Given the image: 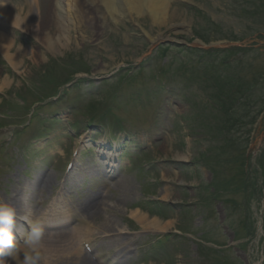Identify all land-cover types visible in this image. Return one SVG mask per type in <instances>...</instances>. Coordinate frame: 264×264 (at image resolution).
<instances>
[{"label":"rangeland","instance_id":"obj_1","mask_svg":"<svg viewBox=\"0 0 264 264\" xmlns=\"http://www.w3.org/2000/svg\"><path fill=\"white\" fill-rule=\"evenodd\" d=\"M223 3H226V1L224 0L176 1L171 3L170 5L171 8L170 13L175 16L171 19V23H169V25L156 24L148 15L145 14L134 15L132 19L126 18L118 25H114L112 22H107V24H105V27L102 30L105 31L107 29L105 33H103L102 31L97 32L98 28L94 26L90 20H86L85 22H82L81 25L79 24L76 27V29L74 28V26L70 28L69 44L65 40H62L61 42L64 44V46L62 48H58L59 50L58 52L57 51L54 52L53 50L45 51V49L41 50V48L38 47L36 39L32 36V34L34 35L35 32H37V30L32 29L35 28L33 26L35 25L36 19L34 17H31L29 18L30 22L28 24L31 29L30 31L31 36L26 34V36L30 39L31 46L24 47L25 50L22 52H18V47L14 48V54H17V58L20 61L19 63H21L19 67L20 75L18 74L10 75V78L14 77L17 79L16 81H13V84L11 82V85L8 88L4 89L2 93L5 96H7L17 91L24 92L26 89H30L33 83L36 82L37 77L26 78L28 75H31L33 72H36V70H40V71L46 70V67L48 65H51L52 61H55L57 59L61 60L62 57L66 58L69 53H75V54L77 53L73 57L74 59H78V62L79 59H81L80 55H82V61H85L87 65L90 64L91 71H93L99 66V63H101L100 56H103V58L106 59V65L102 66V68L108 72H111V70L118 64H128L130 62H138L140 57H141L140 59L147 57L149 55L148 52L150 50V43L148 42L149 44L147 46L146 44L147 42L144 43L141 38H137L135 35L128 36L126 32L123 33L120 30V28L125 27L124 24L126 22H128L129 24H133L136 27H142L146 31L148 36H150L153 39H156L159 36H161L162 39L170 38L178 41L188 40L191 41L192 44L196 46H199V42H201V40L208 42L216 41L218 40V36L221 35L218 34L217 36L215 33H213L212 28H210L209 26L210 24L212 26V22L214 21L218 22L220 21L219 19L225 18L223 17L224 14L220 12L222 10L221 7L223 6ZM88 5L89 4H86L84 7H81V9L89 8L90 10H92L93 7ZM186 5L192 6L193 8L192 11H187L185 8ZM45 6L39 9L38 13H40V21L47 23L46 26L50 29L49 31L51 32V34H53L54 37L56 35H57L56 37H58V35L60 34L56 30L57 21L48 23V21L43 20L44 16L45 17L50 16L52 18L55 16L54 9H52L50 13L49 11L45 10ZM99 6L101 5L99 4ZM197 9L202 10V12L205 11L206 13H208L209 14L208 17L201 16L199 13L196 12ZM64 12H66V10ZM94 13L95 11L93 12V14ZM31 14H33V11L31 12ZM57 15L60 14L58 13ZM167 19L170 20L169 17H167ZM208 19H210V21ZM181 23L182 24L185 23V25H183L185 30L181 29L180 27ZM109 25L117 28H114L113 30L110 31L108 30ZM106 32L112 33L114 39L107 40L108 35ZM129 32L134 33L133 28L127 31V33ZM225 36L227 38H230V34L227 35L225 34ZM135 38L139 40H136ZM118 39L123 44V46L119 48L117 47ZM97 44H100L101 47L103 48L102 53H100L97 50L99 46ZM86 45H89L87 47V53L90 55H84L82 53V50ZM127 45H129V47H127ZM146 48H147L146 53H144ZM40 56L42 60L39 59ZM38 61L40 63H38ZM244 63L245 64L243 66L236 65L235 67L232 68L234 72V77H241V74H245L246 77L249 78V75L252 74V71L247 67L248 61H245ZM169 65L172 66V63H170ZM255 66L257 67H254L255 68L254 71L257 73V75H261L262 73H264V61L261 62L260 64L258 63ZM159 68H160V64L155 65L153 62H151L146 65L147 70L139 72L137 75L138 77L136 78L135 84L139 88L137 90L140 93V95H144L145 102H149V99H151L150 98L151 94L155 92L156 94L161 92L159 87L156 85V82L153 81V78L150 75V73L154 71H158ZM56 69L58 70L57 72L54 73L56 77H58L60 73H64V71H62L61 65L59 64L56 65ZM98 71H104V70H98ZM95 72L96 71H94L93 73ZM3 77H5V75H3ZM21 77H24V79L22 80ZM10 78H6V79L10 80ZM173 82L174 83L172 84V87L174 88V95L172 100L165 99V95L163 93H160L158 97V102L156 104H151L149 102L153 107L150 110L145 105L135 104L134 102L131 101H123L121 102L122 109L121 110L118 109L114 112L116 115L121 114L125 118L134 119L135 122L139 124L140 128L146 126L145 128L152 127L154 129V123H153L155 121L154 117H157V119L159 118L165 119L167 116L166 105L170 104L174 107L175 113L179 114L178 127L174 131H172L170 128H164L166 132L162 139L163 141L159 144V148L157 150L155 149L153 153L156 156L155 158L163 159L167 161L164 167L166 174L164 173L163 176V180L165 184L161 185L163 191L162 193L158 191L157 194L162 196V198L164 199L165 197L171 198V200L175 203L191 202V204H193L192 203L194 201L193 199L196 198L195 194L192 195L176 194L175 188L173 186L175 185L178 186L179 184H186L188 186L194 187L204 182V179H206L205 174L201 172L200 174L199 173L197 174V172L194 171L195 169H197L196 166L197 164L194 163L195 161L198 162L200 158L204 157L202 153L204 149H207L208 151L212 149L214 143L208 144L206 140L205 143H200V139L202 138L201 137L202 135L209 136L210 131L212 129L218 130V122L216 121V119L217 120L219 119L217 118V116L214 117L211 114V113L213 114L216 113L215 111L211 110V112L210 111L208 112L209 115L213 117V119H210L212 125L209 124L210 122L207 123V125L201 123V128H200L199 126H196V124L194 123L191 124L190 119L192 112L194 116L198 115L196 111L190 112L192 108V102L194 99L193 93H191L192 92L191 88L193 87V84H189V83L184 84L179 81H173ZM124 94L129 100H132L134 96L132 92L127 91L126 87L124 88ZM0 97L2 99H5V97L3 96ZM2 99H0V105H2ZM175 100L176 102H178V104L175 102ZM158 110L164 115H160ZM200 112L202 114L208 113L204 109H201ZM187 115L188 117L186 118ZM148 116L150 117V120ZM144 118H146V121L144 120ZM202 118L204 121L203 116ZM208 128H210L211 130H209ZM61 133L62 130L56 128L55 125V129L53 130L52 134L55 135ZM252 133H253L252 134L253 142L250 148L255 145H258V148L262 147L261 149H263L264 119L259 124V126L258 125L255 126V129ZM244 149H248V146L245 145ZM228 153L231 152L228 151ZM186 162H190V163L187 164ZM37 164L39 165L38 166L29 165L28 176L32 180L36 172L48 171L47 168L40 161H38ZM255 165L256 164H254L253 167H255ZM253 167L251 168L250 172L253 171ZM210 168L218 173L223 172V177L219 176L220 180L231 181L233 177L237 176V170L240 168V164L229 163L225 165L221 163L217 164L216 162V164L214 165L210 164ZM255 169L256 168H254V170ZM175 170L177 171L175 172ZM202 170H204L203 167ZM33 171H35V173L34 176L31 177V173ZM262 173H264V170H262ZM257 174L258 177L261 175L259 171ZM252 177L253 175L251 176V179H249L250 186L253 183V181L256 182L255 177L253 179ZM262 180L263 177L260 179V182L257 183V185L259 184V187L261 186ZM52 187H54V180ZM139 191L140 188L136 183L133 182H129L125 186L124 185L120 186V188L116 193V196H119V192L124 194V196L120 201H116V196H114L113 198L110 199V203L117 205V209H118L117 211L121 212V214L118 215L122 217H116V216L108 217L111 220L115 221V223H111L108 228L101 227L99 220L100 218H98V220L94 222V224L95 227H98L99 232H109V230L114 231L115 229H118V227H120L119 229L125 228L126 226L135 227V225L132 224L129 225L125 217L130 215V213L136 209L133 205H131L133 202H136L138 200L139 202L144 201L142 200V195L141 196L139 195ZM36 197H37V188H35L34 191L31 190V192L27 193V195L25 196V198L32 204V207H34ZM133 199H135V201H133ZM255 200L256 197H254L253 206H251L252 210H255L257 208L256 205H254ZM220 205L216 207V209L222 210L225 213V208L223 206V203ZM141 206L143 207V204H141ZM232 213L233 214L228 215V217H225V220L227 219V222H229V224L231 223L233 227L243 228L241 226L242 215L240 214V211L238 210L236 213L232 211ZM188 214L189 213H183L178 216L176 215L175 217H171L168 221L160 220V219L159 220L162 222L161 226H165L167 223H171L172 227L169 230L178 229V230L186 231L188 229V222H187ZM153 218L154 217L149 216L150 220ZM219 221H221L220 218ZM208 223L210 226H212L213 221H210ZM209 225L207 227H210ZM199 244L201 243L194 242L193 240L184 241L181 246L182 251H181V247L178 250L174 249L173 256L171 257L164 256L160 258L156 264H202L203 262H205L202 255L206 254V251L202 252L203 254H201L198 248Z\"/></svg>","mask_w":264,"mask_h":264},{"label":"bare ground","instance_id":"obj_2","mask_svg":"<svg viewBox=\"0 0 264 264\" xmlns=\"http://www.w3.org/2000/svg\"><path fill=\"white\" fill-rule=\"evenodd\" d=\"M122 1V2H121ZM103 4L106 7V17L109 18L114 16L115 19L123 15L122 10L124 11H130V13H134L135 15H148L156 24L159 25H169L171 23V19L175 16L171 14V8L169 6L170 0H53V9L55 16L48 20V23H52L57 21V27L56 30L60 35L58 37H54L53 34L49 31L50 29L46 26L47 23H44L43 21H40L39 18L36 19L35 25L32 28L34 30H37L35 32L36 38L46 47H50L51 50L54 52H58V48H62L64 44L61 42L62 40H65L67 42L70 41L68 37V28L63 23L64 16L63 14L57 15L58 10L65 11L67 14L71 17L74 9H80L81 7H84L86 4H89L88 6H95L97 7L99 4ZM81 15H85L86 13L84 11L80 10ZM90 14H88L85 18H89ZM28 16L25 15L24 18L19 19L18 16L12 15L9 13L6 8L2 7L0 8V21L2 22H9L13 26H27V29L29 30V19ZM167 17L170 18V20L167 19ZM181 25V26H180ZM179 26L182 30H185L184 26L185 23H181ZM64 41V42H65ZM25 49L18 48V52H22ZM0 51L5 55L6 59L13 63L17 68L20 67L21 63L17 58V54H14L13 45L9 39H7L4 35L0 33ZM34 53V52H33ZM41 59V56L40 58ZM42 60V59H41ZM38 63H40L38 61ZM11 85V82L5 79L0 74V89L4 90L8 88ZM183 159V158H182ZM38 180V179H37ZM30 186V191H34L35 184L37 182ZM45 183V182H42ZM24 199H20V206L24 204ZM95 209L93 205H89L84 208L83 214H89ZM130 215L136 219L138 224L140 226H143L145 228H153V229H161V230H169L172 227L171 223H167L165 226H161L162 222L157 219H149V217L140 211L136 210L130 213ZM100 218V226L104 228H108L111 223H115V221L111 220L110 218L103 215L101 212L96 211L95 218L96 221ZM88 228H90V221L88 224ZM120 227H118L119 229ZM115 229V230H118ZM114 230V231H115ZM113 231V230H109ZM50 241L48 242L47 246L51 248L52 250L58 249L60 252L66 256L67 259L73 257L75 264H91V262L84 256V252L81 248H79L78 245L75 244V240L71 237H69L67 234H53L50 238ZM60 241V242H57ZM70 251L67 253V251ZM82 255V256H81Z\"/></svg>","mask_w":264,"mask_h":264},{"label":"clouds","instance_id":"obj_3","mask_svg":"<svg viewBox=\"0 0 264 264\" xmlns=\"http://www.w3.org/2000/svg\"><path fill=\"white\" fill-rule=\"evenodd\" d=\"M16 222L15 209L0 203V264H42L43 230L40 221L29 224L22 245L15 240L14 233H19Z\"/></svg>","mask_w":264,"mask_h":264}]
</instances>
